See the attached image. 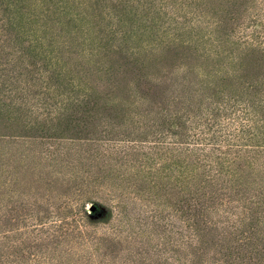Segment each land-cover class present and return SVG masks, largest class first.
<instances>
[{
  "label": "trees",
  "instance_id": "16d2710c",
  "mask_svg": "<svg viewBox=\"0 0 264 264\" xmlns=\"http://www.w3.org/2000/svg\"><path fill=\"white\" fill-rule=\"evenodd\" d=\"M182 3V11H171V26L181 30L180 34L173 33L167 40L136 51L132 50L133 44L125 43L123 47L130 51L126 54L121 49L120 53L131 58L126 61H120L113 55H102L100 48L93 47L88 57L100 54L104 60L99 59L97 65L88 68L81 63L84 62L82 59L79 60L81 62H72L71 67L91 90V96H85L87 109L100 110L99 102L105 99V95L110 96L111 88H126L124 80L126 83L131 80L128 77L131 66L137 68L136 76L139 77L143 71L148 72L147 67H164L175 59L183 58L195 74L191 92L183 90L181 85L175 90L170 86L167 95L170 108L152 118L154 125L135 137L126 138L127 144L111 145L116 153L121 154L114 157L116 161L120 158L142 166L145 157L149 159L151 156L139 146L141 144H134L137 141L145 143L148 140L146 136L154 137L155 140L151 141L156 144L155 155L162 159L164 155L169 156L171 161L163 163L157 176L152 171L142 172L140 169L134 183H125L124 186L147 200H153L151 202L164 196L167 202H172L180 210L183 222L193 228L199 245L191 244L190 253L178 249L179 264H239V261L264 264V29L247 30L259 20L264 25V0L257 2L258 8L256 0H184ZM199 7H202L201 11ZM253 7L255 12L251 10ZM244 8V13H239ZM15 11L19 16L13 14L11 18L16 32L30 35L41 46H50L54 39L50 33L54 32V27L58 28L60 20L54 18L49 8L34 2ZM177 15L183 19H176ZM205 19L211 22L207 23ZM75 44L72 37L61 42L63 55L68 60L78 56ZM193 46L202 49L205 57L197 60L192 52ZM204 62L211 67L203 66ZM111 100L116 109L127 110L124 101ZM133 102H128L130 107ZM43 109L50 111L48 115L60 111V108H51L47 102ZM86 120L88 118L84 122ZM168 121H171L170 127H166ZM189 121L191 126L187 125ZM172 123L177 125V129ZM61 127L65 125L58 123L53 128L59 132ZM169 133L173 136L171 146L166 144ZM19 143L17 135L0 134V207L4 203L5 183L11 184L18 179L23 185L35 183L42 204L35 195L32 198L38 202V208L30 210L28 205L32 206L33 202L25 199L22 205L26 206L27 213L25 218L21 217L25 228L21 245L9 247L11 252L8 253L4 239L9 237L0 239V264H67V256L75 251V242L97 243L101 248H98L99 254L104 251L102 257L108 249L121 243V237L116 233L108 232L101 236L95 229H86V226L95 227L97 222L103 221L106 213L96 214V210L88 212L85 208L70 207L72 198L86 192L73 175H59L54 160L47 168L33 166L35 161L30 152L22 150ZM99 149L98 145H89L85 147L84 155L94 164L101 165L97 159L100 157ZM55 156L66 160L69 155L58 150ZM153 163L150 161L151 166ZM19 168L23 175L21 169L18 175ZM173 171L174 174L171 173ZM252 186H255L258 198L243 204V216L235 217L237 206L231 205V199L250 193ZM227 203L230 204L226 206ZM49 204L60 208L56 219H51L48 207L39 212L43 205ZM15 206L18 207L17 204ZM210 208H217L215 211L222 209L225 215L224 222L218 227L210 225ZM111 215L110 222L115 216ZM32 218L37 223H28ZM47 219L50 221L46 226ZM135 221L142 222L139 217ZM111 223L115 224V221ZM211 245L218 248H215L213 256L205 259V250ZM77 253L81 264H108L101 258L98 263L93 261V253ZM135 257L141 259L137 255Z\"/></svg>",
  "mask_w": 264,
  "mask_h": 264
},
{
  "label": "rangeland",
  "instance_id": "374dc122",
  "mask_svg": "<svg viewBox=\"0 0 264 264\" xmlns=\"http://www.w3.org/2000/svg\"><path fill=\"white\" fill-rule=\"evenodd\" d=\"M183 1L0 0V134H10L11 137L17 135L20 148L30 152L31 158L35 161L33 166L47 168L54 160L57 170L60 171L59 175L75 177L78 185L86 192L72 198L69 202L70 207L85 208L88 212L96 210V214H100L101 211L106 213L103 221L97 222L95 227L86 226L87 230L95 229L101 236L111 232L121 237V243L108 249L104 257H102L104 251L99 254L100 245L97 243L75 242L73 247L75 251L67 256V264H81L77 252L88 255L93 253L91 259L96 263L101 258L108 264H179L178 249L190 253L191 244L199 245L193 228L188 227L187 222H183L180 210L175 204L167 202L164 196L151 202L153 200H147L133 192L130 187L124 186L125 183L126 185L129 182L134 183L136 177L140 175V169L142 172L152 171L157 176L161 173L163 163L171 161L169 156L164 155L162 159L155 155L156 144L151 141L155 138L146 136L145 139L148 140L145 143L137 141L134 144L136 146L141 144L139 146L143 147L145 153L155 158L152 160L145 157L142 166L120 158L116 161L114 157L121 154L116 153L111 146L127 144L126 138L135 137L154 125L151 122L152 118L170 108L171 102L167 101L170 86L175 90L181 85L183 90L191 92L194 87L193 75L195 76L191 67L184 63L183 58H178L164 67H147L148 72L143 69L142 75L137 77V68L131 66L128 73L131 80L128 83L124 80L126 88H111L110 96L105 95V99L99 102L102 107L100 110L87 109L85 96H91V90L80 74L71 67L72 62H81L79 60L82 59L84 62L81 63L83 65L85 63L88 68L97 65V61L101 59L100 54L88 57L93 47L100 48L102 55H113L120 61H126L131 58L126 55L130 50L123 47L125 43L133 44L132 50L136 51L139 48L144 49L146 45H155L160 40H167L173 33L180 34L181 30L171 26L173 25L171 11L175 9L177 13L178 9L182 11ZM258 1L256 0V4ZM34 2L40 6L45 4L54 18L60 20L58 28L54 27V32L50 33L54 38L50 41V46H41L30 35H23L22 31L16 32L11 18L13 14L19 16L15 9ZM201 8L199 7L200 11ZM245 9L239 13H244ZM220 10L221 8L218 11ZM251 10L256 11L254 7ZM15 18L17 20V17ZM176 19L183 18L177 15ZM205 21L211 22L207 19ZM261 21L255 22L247 30H263L264 25ZM250 24L251 22L248 23ZM69 37L75 38L77 43L75 48L78 50V56L71 60L63 55L64 48L61 46V42L69 40ZM82 49L84 52H81ZM121 49L126 54L120 53ZM192 52L195 53L197 60L198 57L203 58L206 54L202 49L198 50L194 46ZM63 60L69 63L66 64ZM204 65L211 67V64L206 62L203 63ZM111 98L124 101L127 110L113 107ZM127 101L133 102V105L130 107ZM160 101L164 103L161 104ZM46 102L54 110L60 108V111L48 115L50 111L43 109V104ZM86 118L88 120L84 122ZM58 123L65 127L55 132L53 127ZM170 123L171 121H168L166 127H170ZM172 124L174 129H177V125ZM190 124L189 121L187 125L191 126ZM169 134L166 144L171 146L173 136ZM107 143L110 145L109 149ZM89 145L100 147V157L97 159L102 163L101 165L94 164L84 155L85 147ZM58 150L67 152L68 158L64 160L56 157ZM150 161L154 162L153 166L150 165ZM99 169L102 170L100 173L97 172ZM21 172L23 175L22 169ZM5 185L7 186L3 189L4 203L0 207V239L9 237L4 240L6 251L10 253L11 250L8 248L19 247L25 234L21 217L25 218L27 208L22 204L25 199H29L33 204L28 205V208H31L30 210L38 208V202L32 198L37 196L38 189L34 182L23 185L19 179L17 182L5 183ZM254 188L255 186H252L248 194L234 196L231 199V205L237 206L235 217L243 216V204L246 205L248 200L258 198ZM40 197L41 195L36 198H39L42 204ZM229 204L227 203L226 206ZM43 206L40 208V213L43 208L48 207L51 219L58 217L60 208L51 204ZM217 208L208 209V215L210 225L218 227L224 222L225 215L222 209L215 211ZM112 213L115 215L113 219L115 224L109 219ZM137 217L142 222H136ZM45 221L47 226L50 220ZM28 223L37 222L32 218L28 219ZM215 246L211 245L205 250V259L213 256L215 248H218ZM135 255L141 259L139 260ZM239 264L245 262L239 261Z\"/></svg>",
  "mask_w": 264,
  "mask_h": 264
}]
</instances>
